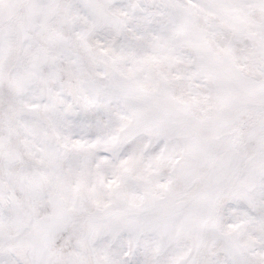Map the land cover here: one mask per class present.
<instances>
[{"label":"snow or ice","instance_id":"obj_1","mask_svg":"<svg viewBox=\"0 0 264 264\" xmlns=\"http://www.w3.org/2000/svg\"><path fill=\"white\" fill-rule=\"evenodd\" d=\"M0 264H264V0H0Z\"/></svg>","mask_w":264,"mask_h":264}]
</instances>
